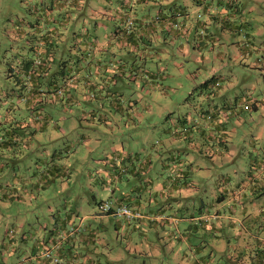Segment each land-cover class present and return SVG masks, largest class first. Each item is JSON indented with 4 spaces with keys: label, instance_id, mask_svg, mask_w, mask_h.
Wrapping results in <instances>:
<instances>
[{
    "label": "crops",
    "instance_id": "obj_1",
    "mask_svg": "<svg viewBox=\"0 0 264 264\" xmlns=\"http://www.w3.org/2000/svg\"><path fill=\"white\" fill-rule=\"evenodd\" d=\"M190 1L164 0L159 4L150 3L155 8L158 4L157 9L166 17L165 21L154 22V25L147 23L157 9L154 11L143 5L138 11L134 5L125 4L124 0L110 2L108 16L112 23L104 25L98 19L92 25H87L83 20L82 24L66 26L63 21L61 27H58L54 19L56 10L44 12L42 9L44 25L37 26L36 33L46 32L47 41L52 44L56 54L59 53L60 45L65 50L62 52L63 58L68 59L60 73L59 81L63 82V88L59 94L62 96L52 95V100L56 97L77 104L69 107L68 111L86 114L93 112L94 118L96 115L103 116L111 106L135 112L138 108L151 110L162 105L165 108L173 106L183 112L180 107L186 108L189 105L193 106L196 113L218 109L220 117L210 120L199 118V115H188L194 126L187 130L190 132L189 139L164 140L160 149L156 150L157 156L153 155L152 150L144 154L137 153L136 156L125 154L126 151L116 153L115 140H106L104 143L98 136L87 139L82 136L79 140L83 141L81 148L74 147L70 142L65 143L63 147L66 152L77 153L80 157H87L82 155L85 151L89 153L95 148L100 151L104 146H109L111 151H106L108 156L105 159H102V155L96 156L93 172L90 169L87 171L91 177V187L82 191L79 200L84 203L85 209L92 210L91 213L75 220L70 217V213L58 211L53 221L44 224L43 237L33 235L37 243L35 246L33 242L32 248L36 249L35 255L40 264H101L98 256L101 252L103 255L105 250H109L114 259L108 255L106 262H116L120 258L115 257L113 250L119 246L121 225L128 231L124 249L128 253L133 249V252L144 254L139 264H249V260L264 264V149L257 146V140H234L227 133L240 124L243 107L239 108L240 112L234 117L233 106L229 104L220 107L214 102H208L209 107L205 108L202 104L190 103L185 99L186 96L173 100L174 95L170 94L173 86L164 84L167 78L173 79V74L162 73L160 69L163 67L157 68L158 71H151L149 67V60L157 54L151 52L152 37L162 34L165 35L164 42L169 38H178L180 50L185 54L190 52L192 45L191 55L196 62L199 58L207 57V53L220 59L218 67L211 65L206 68L220 82L214 87L224 88L220 81L223 76L218 72L229 63L224 57L233 50L235 44L239 47L236 54L239 53L245 59L244 63L241 62L243 65H262L264 69V33H261L264 32V11H256L253 6H247L248 0ZM42 2L44 5V0ZM97 6L90 7L92 12L104 14L105 7L99 3ZM178 8L182 9L183 14L178 13L179 18L176 19L171 15ZM83 9L76 10L77 14H81ZM73 13L67 10L64 17L68 14L72 16ZM33 14L35 17L40 12ZM128 16L133 20L136 17V22L134 26L131 25V33L126 34L124 27ZM170 20H178L176 28H170L167 24ZM57 21L61 22V19ZM18 30L24 32L21 28ZM227 32L240 33L244 40L233 41ZM56 35H61L59 45L55 41ZM63 35L66 36L65 40ZM29 36L31 42L37 41L30 33ZM74 43H79L81 50L75 48ZM111 44L118 46L117 49L126 46L128 55H119L118 50L107 49L106 46ZM39 51L37 54L45 52L44 46L41 45ZM51 51L46 53L48 59L54 57ZM81 51L82 58L76 62ZM192 75L193 81L199 82L198 91L203 96L200 83L207 80L206 77H200L198 72ZM77 89L84 90L82 98L76 95ZM155 89L163 95L160 101L151 99L155 97ZM151 90L153 92L150 93ZM126 91L128 96L123 95ZM51 94L54 91L47 98L50 102ZM91 96H94V100L87 101ZM251 99L254 103L248 110L258 107V99ZM82 100L90 102L89 111L81 105ZM241 103L242 100L235 104ZM231 120L232 125L229 124ZM179 122V134L184 135L183 127L186 124L183 120ZM195 133H201L203 140H194ZM93 143L95 148L91 147ZM99 144L103 145L98 147ZM74 159L77 160L78 156H74ZM53 161L51 166L47 164L46 170L65 177L70 165L61 158ZM8 175L6 179L9 182L0 186V193L7 194V189L18 192L17 171L11 170ZM91 179L94 183L96 179L102 188L110 190L107 193L109 200L127 204L137 209L140 215L127 218L120 214L101 213L96 201L104 199L99 197L101 192L96 184H92ZM66 217L68 222H72L69 225L74 224L76 228L73 232L62 234V229L68 223L64 221ZM108 226L113 227L116 234L109 231L107 234L101 233ZM147 230H150L154 238ZM21 238L25 239L24 236ZM129 241L132 243L130 246ZM43 243L51 247L52 255L58 257L59 261L41 254L45 248ZM26 261L31 262L30 258Z\"/></svg>",
    "mask_w": 264,
    "mask_h": 264
},
{
    "label": "rangeland",
    "instance_id": "obj_2",
    "mask_svg": "<svg viewBox=\"0 0 264 264\" xmlns=\"http://www.w3.org/2000/svg\"><path fill=\"white\" fill-rule=\"evenodd\" d=\"M163 1L148 0V2L136 4L134 7L140 11L145 5V8L148 6L155 11L159 2ZM110 2L115 3V0H85L86 9H83L81 14L79 13L81 16L79 17L75 8L72 10L74 12L72 16L68 14L67 18L65 17L66 26L67 24L69 26H74L76 23L82 24L83 20L87 25H92L98 19L102 21V25L111 24L112 19L108 16ZM153 2H158L156 8L150 5ZM189 2L191 3L190 0ZM36 3L39 7L43 5L42 0H0V131L5 122L4 116L9 112L24 121L21 125L25 126L18 127V140H13L8 147L0 143V182L3 186L9 182L6 176L11 171L12 165L18 164L15 166L18 172V198L8 196V194L10 195L9 189L5 196L0 194V263L4 264H40L35 255L37 251L32 248L33 242L35 246L37 243L33 235L43 237L44 224L47 225L53 221L58 211L70 213V217L72 216L75 220L86 213H91V209L84 208V203L81 199L79 200V196L84 189L91 187V177L87 175V171L90 169V172H93L96 165L95 160H97L95 157L102 155L105 159L108 156L106 151H111V148L104 146L99 151L93 143L91 147L95 149L89 153L83 152L82 155L87 157H80L77 153L66 152V148L63 147L65 143L70 142L74 147L81 148L83 141L79 142V140L82 136L86 137L85 139L98 136L104 143L106 140L116 138V153L126 151L125 154H144L145 151L152 150L153 155L157 156L156 150L160 149L164 140H187L183 134L179 135L173 131L181 132L179 119L186 115L187 111H194L193 106L189 107V105L186 108L180 107L183 112L173 106L165 108L162 105L155 106L151 110L143 107L138 108L135 112L110 107L105 113V118H100L99 115L92 118L89 112L86 114L79 111H68L69 107L77 106L72 102L61 101L54 97L53 101L56 103H51L47 98H50V93H53L52 89L43 95L45 102L41 111L38 109L31 111L18 94L19 84L16 82L15 76L7 75V67L18 58V53L27 56V43L30 38L29 33L25 32L31 30L27 21H32L31 9ZM98 3L101 7H105L104 14L92 12L90 7L98 8ZM247 6H253L256 11H264V0H248ZM57 11L58 13L61 11L60 16L56 13ZM56 12H54L56 14L55 25L61 27L62 17L67 13L66 8L57 9ZM23 18L24 23L21 21ZM57 19H61L62 22H58ZM18 26H23L24 32H20ZM226 34L233 41L244 40L240 33L227 32ZM61 35L55 36L58 45L61 42L59 40ZM164 36L160 34V36L152 37L151 52H157V54L149 60V67L151 71H158L163 67L160 69L163 71L162 73L173 74V79L164 80V84L173 86L170 92L171 96L174 95L173 100L183 99L184 96H187V99L185 98L187 101L194 105L202 104L205 108L209 107L208 102H214L220 107L229 104L233 106V116L236 117L240 112L241 105L235 103L250 96L251 98L256 97L258 107L250 110L241 108V111H244L241 112L240 124L235 129L228 130L227 133H229L230 139L234 140H257V146L261 150L264 149V69L261 68L262 65L255 67L243 65L241 62L244 63L245 59L241 58L239 53L236 54L239 47L235 44L233 50L224 57L229 63L218 72L223 76L220 81L224 88L214 87L210 80L208 85L203 88V96H201L198 91L199 82L193 81L194 75L192 74L198 72L200 77L210 78L212 74H209L206 68L211 65L218 67L220 59L205 52L207 57L199 58L196 62L194 56L191 55L192 45H190V52L185 54L180 50L178 38L173 40L169 38L164 42ZM255 38L260 39L258 36ZM65 39L66 36H64ZM116 47L118 46L115 44L106 46L107 49L118 50L119 55H128L126 46H122V49ZM58 51L62 56V52L64 53L65 50L59 45ZM186 91L192 93L187 94ZM83 93H85L84 90L77 89L76 95L82 98ZM154 94L155 97L152 96L151 99L157 101L163 99V95L159 93L158 89H155ZM123 95L128 96L129 93L126 91ZM167 98L169 99V96ZM93 100L94 96H91L87 101ZM87 101L82 100L81 105L88 110L91 104ZM37 111L40 112L38 118L35 117ZM45 114L48 115V120L44 119ZM188 115H193V113ZM229 124H233L232 120ZM193 138L194 140H203L199 133H195ZM102 145L99 144L98 147ZM76 155L78 156L77 160L74 159ZM58 158L70 165L69 172L65 177L46 170L47 164L51 166V163H54L53 160H58ZM41 173L43 174L41 175ZM94 181L96 183L91 179L92 184H96L101 192L99 197L108 199L107 193L110 190L102 188L96 179ZM107 231L116 234V230L111 226L101 233L107 234ZM127 232L124 225H121L119 246L113 250L115 257L120 260L112 262L113 264L126 262L139 264L144 259V254L140 251L136 253L132 249L128 253L124 249L127 245ZM146 232L154 238L150 230ZM22 236L25 239H22ZM115 244L116 242L112 243V245ZM131 244L130 242L129 246ZM99 255L101 264H112L106 262L108 255L114 260L113 254L109 250H105L103 255L102 252ZM28 258H30V263L26 261Z\"/></svg>",
    "mask_w": 264,
    "mask_h": 264
},
{
    "label": "trees",
    "instance_id": "obj_3",
    "mask_svg": "<svg viewBox=\"0 0 264 264\" xmlns=\"http://www.w3.org/2000/svg\"><path fill=\"white\" fill-rule=\"evenodd\" d=\"M124 1H125V4H128L129 6H133V5H136L138 3L148 2V0H124ZM115 2H116V0H115ZM84 4H85V0H56L55 2H54V0H49V3H48V1H46V2L44 1V5H42L41 7L38 6V3H36V5L32 6L31 12L32 11L38 12V10H39L40 14L34 17V14L32 12V21H27V23L31 26V30H29L28 33H30L32 37H35L34 40H37V41L31 42L29 40V43H27V56H25L22 53H18V58L14 62H11L9 64V66L7 67V75L15 76L16 82L19 84L18 94L21 96V98L24 99L25 103H27V106L31 111L37 110V109L41 111L42 107L44 106L43 103L45 102L43 100V95H41L42 93L46 94L47 92H49L52 89L54 91V94H51V102L53 101L52 95L54 96L56 94V95L62 96V94H59L62 92V88H63V82L59 81L60 80V73H62V69H63L64 65L66 64V62L68 61L67 58H63V56H60L59 53L56 54L52 44L50 45L49 42L47 41L46 32H43L40 34H39V32L36 33L37 26L44 25L43 17L41 16L43 13H41V11H42V9H44V12L46 10L50 11V9L57 10V9L62 7V8H66L69 12H71L75 8L77 10L83 9L85 7ZM67 10H66V12H67ZM160 11H161L160 9H157L150 16L151 21H149L147 24L151 23L152 25H154V22L159 23V21H162V20L165 21L166 17H164L163 12L161 11L162 12V14H161ZM181 11H182V9L178 8L173 12V14L171 16H174L177 19V18H179L177 15H178V13L181 14ZM56 13L59 14L58 11ZM55 16H56V14H55ZM66 18H67V16H66ZM21 21H22V23H24V18ZM63 21H65V17L63 18ZM135 22H136V17L134 18V23L132 24V26L135 25ZM178 23H179L178 20H170L169 22H167V24L170 25V28H176ZM18 28L25 30V28L23 26H18ZM29 38H30V36H29ZM40 39H42L44 41L41 42ZM41 45H42V47L44 46L45 52H43V53L41 52V53L37 54L38 52H40L39 48ZM73 46L75 48H77L78 50H81V47H82L81 45H79V43H74ZM50 50H52L51 53L54 56L53 59L52 58L48 59L46 56V53L50 52ZM82 55H83V52L81 51L79 54V58L76 60V62H78L79 59L82 58ZM37 57L40 58V62H38V63L35 61V59ZM74 62H73V64H74ZM27 74L29 75V77L26 76ZM210 80L212 82L211 85H218L219 84V80L217 78H215L214 75H212L210 78H208L204 82L200 83V86L202 85L201 87H203V88L206 87ZM59 89L61 90L60 92H59ZM67 89H66V92H67ZM57 97H59V96H57ZM242 102H245V103H241V106L243 105L242 107L245 109L250 108V106L253 105V103H254V101L250 97L244 98V100ZM46 103H49V102L46 101ZM111 107L116 108L115 106H111ZM199 112L196 113L193 111L192 113H193V115H199L200 116L199 118L204 117V118L210 119V120H212L213 118H219L220 117L219 116L220 111L218 109H215L214 111L207 109L204 113H202V112L199 113ZM39 113L40 112H38V111L35 113L36 118H38ZM89 113L93 117L94 113L93 112H89ZM188 114L189 113H187L186 115H183L182 118L179 120H183V122L186 124L183 127V129L185 130L184 137L189 139V133L190 132H188L187 130L193 129L194 126L192 124V119L188 117ZM6 117H8V118H6ZM99 117L105 118L106 116H105V114H103V116L99 115ZM44 119L48 120V115L45 114ZM4 121H5L4 125L1 126L2 130L0 131V143L2 145H4L5 147H8L9 144L13 140H18V127L22 128L25 126L21 125L22 123H24V121H21L20 119H18V117L11 115V113H8L6 116H4ZM173 132L178 133V134L180 133L179 130H175ZM199 135H202V134L199 133ZM111 140H116V138H111ZM136 154L137 153H133V154L129 153L130 156H136ZM102 159H104V158H102ZM16 165H18V164L12 165L13 167L10 170H12L13 172H14V170L17 171L15 169ZM1 167H3V165H1ZM1 185L2 184H0V186ZM9 193H10V195L8 194V196H12L13 198H18V192H15L14 190H10ZM0 194H2L3 196L6 195V193L5 194L0 193ZM100 201L101 200L96 201L97 206H98V202H100ZM111 202L114 205H118L117 203H114L112 200H111ZM119 204H121V203H119ZM129 208L134 212L138 211L137 209H134L131 207H129ZM101 213H104V212H101ZM107 213H113V212H107ZM114 214H117V213H114ZM120 215H122V214H120ZM123 216H125V215H123ZM134 216H136V215H134ZM67 218L68 217H66V219L64 221H67ZM70 223H72V222H68L65 225V228L62 229V234L70 233V232L74 231V229L76 228V225H74V224L69 225ZM44 246L50 247L47 243H45ZM50 258L53 260L52 257H50ZM57 261H59V258ZM249 261H248L249 264L250 263L256 264V263H252L251 260H249ZM240 264H246V262H243V263L240 262ZM258 264H260V262Z\"/></svg>",
    "mask_w": 264,
    "mask_h": 264
},
{
    "label": "built area",
    "instance_id": "obj_4",
    "mask_svg": "<svg viewBox=\"0 0 264 264\" xmlns=\"http://www.w3.org/2000/svg\"><path fill=\"white\" fill-rule=\"evenodd\" d=\"M133 18L131 16H128L126 17L125 19V33L128 34L130 32V28H131V25L133 24ZM35 61L38 63L40 62V58L37 57L35 59ZM27 77H29V75L27 74L26 75ZM61 90L59 89V92ZM98 208H99V211L101 212H104V213H107V212H113V213H117V214H122V215H125L127 218L129 217H132L134 215L136 216H139L140 213L137 211V212H134L132 211L129 206H127L126 204H118V205H114L111 200L109 199H104V200H101L100 202H98ZM41 254L43 256H46V257H52L54 261H57L58 258L56 256H53L52 255V252H51V247H45L42 251H41Z\"/></svg>",
    "mask_w": 264,
    "mask_h": 264
}]
</instances>
